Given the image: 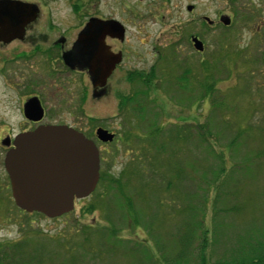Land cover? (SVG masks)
Instances as JSON below:
<instances>
[{
  "label": "rangeland",
  "instance_id": "1",
  "mask_svg": "<svg viewBox=\"0 0 264 264\" xmlns=\"http://www.w3.org/2000/svg\"><path fill=\"white\" fill-rule=\"evenodd\" d=\"M108 1L130 56L109 95L86 104L90 119L117 135L105 149V182L69 214L47 219L16 208L0 169V264H168L181 253L199 264L201 233L189 239L198 223L207 264L228 260L241 237L264 242V0H241L228 28L207 14L216 0H179L175 18L166 9L127 15L125 7H150ZM157 2L171 9L175 0L148 3ZM187 4L212 25L200 14L191 22ZM185 33H197L207 55L178 62L175 49L191 53ZM130 71L153 72L151 91L140 75L125 83ZM126 93L136 94L121 99Z\"/></svg>",
  "mask_w": 264,
  "mask_h": 264
},
{
  "label": "flooded vegetation",
  "instance_id": "2",
  "mask_svg": "<svg viewBox=\"0 0 264 264\" xmlns=\"http://www.w3.org/2000/svg\"><path fill=\"white\" fill-rule=\"evenodd\" d=\"M149 1L135 0L137 4L147 3L145 6L150 7L149 10L125 7L127 15L142 17L166 9L165 14L175 18L180 13L175 6L179 0H175L171 9L165 8L161 2L149 4ZM240 1L216 0L214 3L218 2L219 8L207 14H214L215 25L219 23L228 28L231 20L241 12L237 7ZM101 3L107 9L104 12ZM184 9L191 22L198 20L200 14L205 23L212 25L210 18L196 5L187 4ZM224 20H228L229 25H223ZM112 21L119 22L108 0H0V104L3 106L0 114V169L7 180L4 157L13 148L15 139L39 127L61 126L72 128L93 142L98 150L100 178L109 143L98 141L96 130H106L114 138L117 135L112 129L96 123L98 119L95 117L90 119L86 104H99L109 95L110 83L130 56L126 27L119 22L124 27L121 33L117 28L108 27ZM185 35L191 53L186 56L175 49L178 62L190 54L207 55V47L197 33ZM193 37L202 42L203 51L194 49ZM214 57L216 59L219 55ZM209 59L205 65L211 63ZM142 74V71L126 72L124 81L130 83L137 75L148 76ZM134 95L126 93L120 98L130 100ZM125 110L122 108L119 114ZM85 118L93 124L88 125Z\"/></svg>",
  "mask_w": 264,
  "mask_h": 264
},
{
  "label": "water",
  "instance_id": "3",
  "mask_svg": "<svg viewBox=\"0 0 264 264\" xmlns=\"http://www.w3.org/2000/svg\"><path fill=\"white\" fill-rule=\"evenodd\" d=\"M222 23L229 25L228 20ZM108 27L121 33L124 29L114 21ZM191 41L196 51H203L201 41L195 37ZM96 137L106 143L114 136L99 128ZM4 170L19 210L56 219L72 212L76 201L94 191L99 180L98 150L72 128L39 127L15 139L4 157Z\"/></svg>",
  "mask_w": 264,
  "mask_h": 264
},
{
  "label": "trees",
  "instance_id": "4",
  "mask_svg": "<svg viewBox=\"0 0 264 264\" xmlns=\"http://www.w3.org/2000/svg\"><path fill=\"white\" fill-rule=\"evenodd\" d=\"M206 66L207 65L205 64L204 66L200 64V67L202 70L205 69ZM151 75H148L150 78L149 77L146 78V81L141 80L142 77L139 76L140 77L139 82L142 84H146L147 90L149 91H151V88L153 86V75L152 76ZM154 90L155 89H153V91ZM103 178L104 177L100 175L99 183H101ZM102 182H105V181H102ZM113 182H114V185L116 186L115 191L120 192L121 189L119 188V182L117 180H113ZM35 215H39V214H35ZM197 232L201 233L200 234L201 243L199 246L200 256L197 255L198 262L199 264H207L204 258L205 256L202 252L203 248L205 249L208 243L207 237H206L207 231L206 230L202 231L200 224L198 223V226L192 229V233L189 239L190 238L194 239L197 236ZM111 235L113 234L111 233ZM251 238L252 237H249L247 239L244 238V240H242V237L239 238L240 242L239 244H237L235 249L231 251L232 255L231 256L229 255L228 260L224 261L222 264H264V242L259 239H257L256 241H253ZM189 258H190V253L188 255L181 253L180 256L177 255V257L174 258L173 260L168 259L167 262L168 264H190L188 260Z\"/></svg>",
  "mask_w": 264,
  "mask_h": 264
}]
</instances>
